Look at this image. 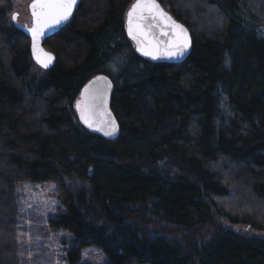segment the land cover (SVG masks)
Here are the masks:
<instances>
[{"label": "trees", "instance_id": "1", "mask_svg": "<svg viewBox=\"0 0 264 264\" xmlns=\"http://www.w3.org/2000/svg\"><path fill=\"white\" fill-rule=\"evenodd\" d=\"M133 1L80 0L44 40V70L0 0V264H19L25 181L55 183L66 211L50 224L75 237L69 264H87L89 246L105 264H264V239L248 235L264 231V0H158L190 34L176 64L136 55ZM98 74L113 84L112 141L75 111Z\"/></svg>", "mask_w": 264, "mask_h": 264}, {"label": "rangeland", "instance_id": "2", "mask_svg": "<svg viewBox=\"0 0 264 264\" xmlns=\"http://www.w3.org/2000/svg\"><path fill=\"white\" fill-rule=\"evenodd\" d=\"M30 1L11 0L10 14L16 12L17 22L24 26H29L31 22L28 11ZM117 1L123 3V0ZM110 67L115 68L114 65ZM16 201L19 264H69L68 252L75 246V237L68 230L52 227L50 224L52 219L66 211L65 205L58 198L55 183L21 182L16 186ZM233 228L237 231L246 230L242 225ZM248 235L264 239V231L261 230L251 229ZM80 261L87 264H105L106 257L101 249L89 246L81 249Z\"/></svg>", "mask_w": 264, "mask_h": 264}, {"label": "snow or ice", "instance_id": "3", "mask_svg": "<svg viewBox=\"0 0 264 264\" xmlns=\"http://www.w3.org/2000/svg\"><path fill=\"white\" fill-rule=\"evenodd\" d=\"M76 0H33L30 7L32 10V27L28 29L32 35V50L35 55L37 52V41L39 37L44 33L46 28H51L59 25L63 21H66L72 14L73 6ZM147 12L152 15L153 18L159 15L161 18L166 20H171L167 17L159 6L154 2V0H136L129 9L127 16L129 21L128 35L137 41V51H142L145 56H152L153 59L157 58L156 52L152 50H143L140 47V42L138 39V33L133 31L132 19L134 14ZM17 15L14 13L12 20L15 21ZM172 27L174 29H179V34L176 39L170 41L167 46V51L163 53L169 58L183 56L189 46L188 40L186 38V30L183 29L181 25L172 22ZM139 29V25H137ZM46 60H40L37 57L38 62L42 64L43 67L47 68L48 64L51 62L50 54L45 53ZM103 83V87H92L93 85H99ZM111 87V82L108 81L107 77H96L94 81L90 82L88 86L81 92V98L76 101V109L79 112L80 119L89 128H95L97 125L93 117L96 115L97 109L103 107L107 100V89ZM106 111V109H105ZM104 132L106 136H112L116 133L117 127L114 120L106 123V127L99 129Z\"/></svg>", "mask_w": 264, "mask_h": 264}, {"label": "water", "instance_id": "4", "mask_svg": "<svg viewBox=\"0 0 264 264\" xmlns=\"http://www.w3.org/2000/svg\"><path fill=\"white\" fill-rule=\"evenodd\" d=\"M80 0H76L75 5L73 6L72 9V14L77 6V4L79 3ZM33 2V0H31L28 4V11H29V15L31 18V22L29 26H24L21 25L17 22V19L15 21L12 20V16L15 13L17 15L16 12L11 14V20L13 25L20 30L21 32H23L29 39L30 41V45H29V49H30V54H31V58L33 60V62L39 66L40 68L47 70L49 69L55 62V55L52 51L47 50L43 43L44 40L48 37H50L51 35H53L56 31H58L61 27H63L71 18L72 14L69 16V18L66 21H63L62 23H60L57 26L51 27V28H46L44 30V33L39 37L38 41H37V52L34 55L33 54V50H32V35L31 32L28 31V29H30L32 27V10H31V3ZM136 0H134L129 8L126 10L125 12V20H124V32L126 37L128 38V40L132 43L133 45V50L136 53V55H138L140 58L151 62V63H161V62H167V63H172V64H176V63H180L181 61H183V59L187 56L189 50H190V45H191V39H190V34L189 31L187 30V28L181 24L178 21H175L161 6V4L158 2V0H154V2L159 6V9L163 11V13H165L167 15V17H170L171 20H166L161 18L159 15H156L155 18H153L152 15L148 14L147 12L144 13H137L134 14L133 19H132V27H133V31L138 33V39L140 42V47L143 50H152L156 52L157 58L153 59L152 56H145L143 55L142 51H137V41L133 40L129 35H128V27H129V21H128V16L127 13L129 11V9L131 8L132 4L135 3ZM172 22H175V24L177 25H181L183 27L184 30H186V38L188 40V48L185 52V54L183 56H178V57H173V58H169L166 55H163L164 52L167 51V46L168 43L170 41H173L174 39H176L177 35L179 34V29H174L172 27ZM137 25H139V29H137ZM45 53L50 54L51 56V62L48 64V67L45 68L42 66V64L40 62H38L37 57L40 58V60H46L45 57ZM96 77H107L106 75L103 74H98L93 76L92 78H90L86 84L82 87L80 94H79V99L81 98V92L85 89V86H88L90 84V82L94 81ZM108 81L111 82V80L107 77ZM103 83L101 82L99 85H93L92 87H103ZM113 91V84L111 82V87L107 89V100H106V104L97 109L96 111V115L93 117L95 124L97 125V127L95 128H89L87 127V125H85L83 123V121H81L80 119V115L79 112L76 109L75 106V111H76V115H77V119L79 121V123L89 132L98 134L100 136H102L103 138L107 139V140H115L118 135H119V126L118 123L112 113V111L110 110V96L111 93ZM76 105V104H75ZM106 109V111H105ZM111 120H114L116 123V127H117V131L114 135L112 136H106L104 135V132L102 130H98L99 129H103L106 127V123L110 122Z\"/></svg>", "mask_w": 264, "mask_h": 264}]
</instances>
